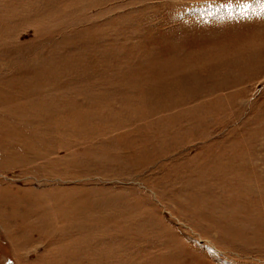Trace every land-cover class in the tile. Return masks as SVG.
Returning <instances> with one entry per match:
<instances>
[{
    "label": "rangeland",
    "instance_id": "374dc122",
    "mask_svg": "<svg viewBox=\"0 0 264 264\" xmlns=\"http://www.w3.org/2000/svg\"><path fill=\"white\" fill-rule=\"evenodd\" d=\"M0 264H264V0H0Z\"/></svg>",
    "mask_w": 264,
    "mask_h": 264
},
{
    "label": "snow or ice",
    "instance_id": "6c2138e0",
    "mask_svg": "<svg viewBox=\"0 0 264 264\" xmlns=\"http://www.w3.org/2000/svg\"><path fill=\"white\" fill-rule=\"evenodd\" d=\"M245 7H247V6H245Z\"/></svg>",
    "mask_w": 264,
    "mask_h": 264
}]
</instances>
